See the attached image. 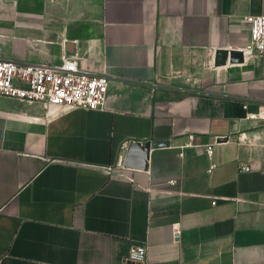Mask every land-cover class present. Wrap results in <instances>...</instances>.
Returning <instances> with one entry per match:
<instances>
[{
	"label": "crops",
	"instance_id": "crops-1",
	"mask_svg": "<svg viewBox=\"0 0 264 264\" xmlns=\"http://www.w3.org/2000/svg\"><path fill=\"white\" fill-rule=\"evenodd\" d=\"M249 14L264 0H0V58L110 78L102 109L0 96V264H134L135 243L264 264V54L215 64Z\"/></svg>",
	"mask_w": 264,
	"mask_h": 264
},
{
	"label": "built area",
	"instance_id": "built-area-1",
	"mask_svg": "<svg viewBox=\"0 0 264 264\" xmlns=\"http://www.w3.org/2000/svg\"><path fill=\"white\" fill-rule=\"evenodd\" d=\"M249 40L241 50L245 56L264 54V14H249ZM110 78L105 73H91L82 68L76 56H63L58 63H25L14 59L0 58V96L21 100L27 103H40L45 107L67 106L86 109H102L109 95ZM223 138L208 144L206 151L210 157L214 147ZM125 157L120 156L117 166L110 168L129 177ZM242 170H250L243 165ZM131 177V176H130ZM132 178V177H131ZM174 184L175 179L169 180ZM147 247L132 244L125 263L142 264L146 261Z\"/></svg>",
	"mask_w": 264,
	"mask_h": 264
},
{
	"label": "water",
	"instance_id": "water-1",
	"mask_svg": "<svg viewBox=\"0 0 264 264\" xmlns=\"http://www.w3.org/2000/svg\"><path fill=\"white\" fill-rule=\"evenodd\" d=\"M215 64L216 65H222L225 64L227 61V58L230 57V61L231 62H242L244 60V52L243 50H237V49H217L216 50V54H215ZM139 150V142H133L130 145V149H129V159L134 160L135 158H137V156H135L136 152ZM148 152H144L143 156L147 157ZM138 162H134L135 163H141L143 160L141 158H138Z\"/></svg>",
	"mask_w": 264,
	"mask_h": 264
}]
</instances>
